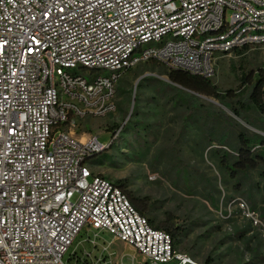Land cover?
<instances>
[{
  "label": "built area",
  "instance_id": "obj_1",
  "mask_svg": "<svg viewBox=\"0 0 264 264\" xmlns=\"http://www.w3.org/2000/svg\"><path fill=\"white\" fill-rule=\"evenodd\" d=\"M246 45H264V0H0V264H68L82 233L75 264H122L114 241L145 263L205 264L91 169L109 144L68 125L115 111L119 78L138 64L211 79L219 56Z\"/></svg>",
  "mask_w": 264,
  "mask_h": 264
},
{
  "label": "rangeland",
  "instance_id": "obj_2",
  "mask_svg": "<svg viewBox=\"0 0 264 264\" xmlns=\"http://www.w3.org/2000/svg\"><path fill=\"white\" fill-rule=\"evenodd\" d=\"M259 66H264V45L250 46L242 53L233 50L218 57L211 81L221 91L235 94L243 89L244 75ZM165 68L145 62L125 70L117 83L115 111L75 117L74 125L68 127L79 138L98 135L102 144H109L91 157V169L117 184L124 180L136 195L151 199L156 221L170 218L183 226L178 243L182 250L210 264H264V180L252 170L239 190L227 178L213 153L220 142L216 135L207 134L204 113L191 114L188 103L169 87ZM102 73L109 72L104 69ZM206 97L199 96L213 108L223 109L229 123L264 136V131L235 117L223 104L210 101L220 103L217 98ZM216 123V134L227 127L228 132L234 129L225 120ZM237 197L255 209L262 225L255 224L236 203L230 205ZM85 236L79 235L65 255L68 264L72 253L87 245ZM104 238L112 240L108 234ZM247 243H258L261 255L254 256ZM124 245L121 241L110 244L111 261L150 264L135 248ZM102 248L92 249L100 254Z\"/></svg>",
  "mask_w": 264,
  "mask_h": 264
},
{
  "label": "trees",
  "instance_id": "obj_3",
  "mask_svg": "<svg viewBox=\"0 0 264 264\" xmlns=\"http://www.w3.org/2000/svg\"><path fill=\"white\" fill-rule=\"evenodd\" d=\"M248 47L250 46L246 45L235 50L242 53L246 51ZM146 64L166 67L167 69L165 68L166 70H164V73L169 78V87L176 91L183 101L188 103L192 111L191 114L195 111L194 114H199L198 111H201L202 114L204 113L203 117L206 121L205 126L207 134L216 135L215 137L220 142L217 149L215 148L213 150V153L217 157L219 166L227 178L229 180H234L236 188L239 190L242 189L241 184L243 180L249 177L252 170L257 171L259 176L264 180V136L251 132L246 127L240 126V124L229 123L228 117H226L227 114L223 109L213 108L210 106V103L202 101L198 96L200 94L217 98L220 104H223L235 117L245 120L251 127L264 131V66H259L255 71H251L244 75L242 78L243 89H241L244 92L240 90V92L234 94L232 90H227L225 92L221 91L211 79L203 78L183 70L168 68L159 61L149 60ZM218 120H225L228 124L232 125L234 129H229L230 132H228L227 127V131L222 130L216 134V125H218L216 122ZM209 138L212 137L210 136ZM211 140L213 139H210L209 143ZM208 146H211V143ZM154 157L156 161L160 159L158 154H155ZM118 185L124 190L133 206L142 215L147 217L155 228L167 231L172 236L174 246L182 250L178 243L180 244L179 237L183 233V226L175 225L170 218L163 222L156 221L154 215H152L155 205L150 202L152 201L151 199L147 196L136 195L127 188V183H125L124 180H120ZM250 203L253 207L255 206L253 199H250ZM252 210L255 211L254 208H252ZM253 237L258 239L257 234ZM246 246L252 250L254 256L257 257L261 255L258 243L254 246H250V244L247 243ZM69 261H71V264H75L72 255L69 257ZM204 263L210 264V261Z\"/></svg>",
  "mask_w": 264,
  "mask_h": 264
},
{
  "label": "water",
  "instance_id": "obj_4",
  "mask_svg": "<svg viewBox=\"0 0 264 264\" xmlns=\"http://www.w3.org/2000/svg\"><path fill=\"white\" fill-rule=\"evenodd\" d=\"M168 81H169V79H168ZM194 93V92H193ZM196 94V93H195ZM198 96H200V97H203V98H207L208 99V97H206V96H203V95H198ZM210 100V99H209ZM210 101H212V102H214V103H216V104H220L219 102H216V101H214V100H210Z\"/></svg>",
  "mask_w": 264,
  "mask_h": 264
},
{
  "label": "crops",
  "instance_id": "obj_5",
  "mask_svg": "<svg viewBox=\"0 0 264 264\" xmlns=\"http://www.w3.org/2000/svg\"><path fill=\"white\" fill-rule=\"evenodd\" d=\"M128 245H124L123 247L126 248Z\"/></svg>",
  "mask_w": 264,
  "mask_h": 264
}]
</instances>
